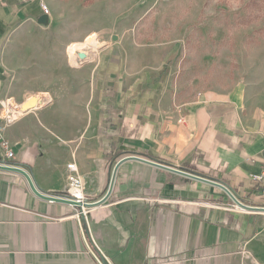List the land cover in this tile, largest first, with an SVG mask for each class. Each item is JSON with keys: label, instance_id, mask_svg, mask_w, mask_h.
Masks as SVG:
<instances>
[{"label": "crops", "instance_id": "crops-1", "mask_svg": "<svg viewBox=\"0 0 264 264\" xmlns=\"http://www.w3.org/2000/svg\"><path fill=\"white\" fill-rule=\"evenodd\" d=\"M81 3L0 0V100L23 106L42 99L41 89L26 101L11 96L22 76L14 62L18 54L11 52L18 43L31 48L43 30L58 36L66 28L68 42L87 41L99 15ZM260 75L261 84L230 98L183 97L178 90L173 99L167 87L134 84L92 116L80 143L50 128L60 121L54 114L58 87L44 91L51 101L8 127L0 123V165L25 170L41 192L66 194L68 165L75 164L88 203L99 202L118 162L136 156L219 181L258 210H235L213 184L129 160L120 166L109 200L81 216L71 205L38 198L20 173L0 169V264H264V185L254 181L264 173V71ZM102 85L97 89L104 94ZM4 142L15 153L12 161Z\"/></svg>", "mask_w": 264, "mask_h": 264}, {"label": "rangeland", "instance_id": "rangeland-1", "mask_svg": "<svg viewBox=\"0 0 264 264\" xmlns=\"http://www.w3.org/2000/svg\"><path fill=\"white\" fill-rule=\"evenodd\" d=\"M80 1L98 10L99 25L88 27L91 36L82 41L100 43L97 52L88 47L73 66L66 28L58 36L43 30L31 48L18 43L19 49L11 52L18 54L14 62L22 69L11 96L26 101L39 89L46 94L58 87L54 114L60 121H52L50 128L63 137L80 143L92 116L140 82L147 89L167 87L173 99L178 90L183 97L217 93L230 98L237 89L261 84L264 0ZM99 83L108 89L104 94Z\"/></svg>", "mask_w": 264, "mask_h": 264}, {"label": "water", "instance_id": "water-1", "mask_svg": "<svg viewBox=\"0 0 264 264\" xmlns=\"http://www.w3.org/2000/svg\"><path fill=\"white\" fill-rule=\"evenodd\" d=\"M42 23L43 24H47L48 23V16L44 17V21H42ZM38 105H39V100L37 98L33 97L30 100H28L23 105L22 108H23V110L25 112H29L31 110H34V109L38 108ZM129 160L140 161V162L150 164V165L155 166V167L160 168V169L168 170V171L173 172V173L181 174V175L188 176V177H191V178L203 181V182H207V183L213 184V185L219 187L220 189H222L223 191H225L231 197V199L234 201V203L237 206L241 207L242 209H244V210H252V211H257L258 210L256 208L249 207V206L245 205L244 203H242L235 196V194L232 192V190L228 186H226L225 184H222L219 181L213 180V179L208 178V177L200 176V175H197V174H194V173H190V172H187V171H184V170H180V169L174 168V167H172L170 165H167V164H164V163H161V162L144 160V159L136 157V156H129V157H126V158L120 160L118 162V164L116 165L115 169H114V172H113V175H112V179H111V183H110V186H109V190H108L106 196L99 202L91 203V204L88 203V204H85L84 206H86L87 208L95 207V206L102 205V204L106 203L109 200V198H110V196H111V194L113 192V188H114V185H115V180H116V177H117V172H118L120 166L124 162L129 161ZM0 169H5V170H9V171H15L17 173H20L22 176H24L25 179L27 180L32 192L38 198H40L42 200H45V201H49V202L71 205V206H73L74 208H76L77 210H79L81 212V208L83 207L82 203L74 202L72 200L67 199L66 197H61V196H58V195H49V194L41 192L37 188V186H36V184H35V182L33 180V177L31 176V174H29L25 170L20 169V168H14L12 166H7V165H5V166L4 165L3 166L0 165Z\"/></svg>", "mask_w": 264, "mask_h": 264}, {"label": "built area", "instance_id": "built-area-1", "mask_svg": "<svg viewBox=\"0 0 264 264\" xmlns=\"http://www.w3.org/2000/svg\"><path fill=\"white\" fill-rule=\"evenodd\" d=\"M43 11L46 15H49L50 11L46 5H42ZM40 106V101L39 105ZM23 106L18 104L13 98H6L0 100V123L4 124V127H8L14 123H16L22 116L26 113ZM184 121V120H182ZM3 137V130L0 127V138ZM3 148L5 150V157L7 160L12 161L15 158V153L12 150L11 146L7 143H3ZM7 166H10L9 163H4ZM69 178H68V190H67V199L72 200L74 202H80L83 204L81 208V212L79 211L81 216H86L87 207L84 206L88 204L86 195H85V184L82 177L79 175L78 169L75 164L68 165ZM254 181L257 185H264V173L260 176L254 177ZM244 211L241 207H236L235 210Z\"/></svg>", "mask_w": 264, "mask_h": 264}, {"label": "bare ground", "instance_id": "bare-ground-1", "mask_svg": "<svg viewBox=\"0 0 264 264\" xmlns=\"http://www.w3.org/2000/svg\"><path fill=\"white\" fill-rule=\"evenodd\" d=\"M90 47L94 51L97 52L98 49L101 48L100 43H89V42H74L69 46L68 49V56L70 59V62L72 63L73 66H78V60H79V55L80 54H85L84 50ZM82 58V57H81ZM85 59V58H84ZM42 99H39V101L45 105V103H48L50 100V95L49 94H42Z\"/></svg>", "mask_w": 264, "mask_h": 264}, {"label": "trees", "instance_id": "trees-1", "mask_svg": "<svg viewBox=\"0 0 264 264\" xmlns=\"http://www.w3.org/2000/svg\"><path fill=\"white\" fill-rule=\"evenodd\" d=\"M57 195L61 197H67V194H57Z\"/></svg>", "mask_w": 264, "mask_h": 264}]
</instances>
